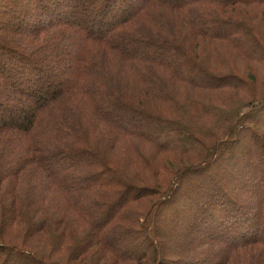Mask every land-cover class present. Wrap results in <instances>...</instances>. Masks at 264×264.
<instances>
[{
	"label": "trees",
	"instance_id": "1",
	"mask_svg": "<svg viewBox=\"0 0 264 264\" xmlns=\"http://www.w3.org/2000/svg\"><path fill=\"white\" fill-rule=\"evenodd\" d=\"M28 2L30 44L0 18V264H264V74L221 62L264 66V0Z\"/></svg>",
	"mask_w": 264,
	"mask_h": 264
},
{
	"label": "rangeland",
	"instance_id": "2",
	"mask_svg": "<svg viewBox=\"0 0 264 264\" xmlns=\"http://www.w3.org/2000/svg\"><path fill=\"white\" fill-rule=\"evenodd\" d=\"M0 1H1V3L6 4L7 7L10 8V9H8L5 12L0 14V18H2L3 15H5V18L7 16L10 17V19L8 20L9 23L5 27H8V30H10L9 32H12L13 29H15V31L17 33V35H16L14 33L15 31H13L10 34V36L13 37L14 39H16L18 41L19 45L23 44V43L24 44H30L31 40L27 39L26 37H24L22 35H19V34H22L23 32L28 31L29 28H31V23H33V21L35 19L36 20L39 19V16L34 15L33 13L32 14L29 13V10L27 8V4L29 3L28 0H0ZM1 24H3V23H1ZM251 24H255V22H252ZM79 26L83 31H85V28H84V26H82V24H79ZM223 30H227V29H223ZM4 32H6V31H4ZM257 34H259L258 37L264 41V22H262V21L259 23V28L257 29ZM254 36H252L254 39L257 38L256 35H254ZM222 46H223L222 50L223 51L226 50L230 54V56L228 55L226 57H223L221 59V62L226 61V63H228V65H229V67H232L234 69V71H236L238 74H241L247 78L251 77V75H252V77L254 75H258L253 70H259V71L261 70L262 74H264V66H261L262 65L261 63L250 64V63H248L247 60L243 59L241 56H237L238 55L237 52L232 47L228 46L227 44H222ZM247 48H249L250 51ZM243 50L245 52H247L249 55H251L252 57H256L255 55H257V54L259 55L260 52L263 51L261 49H260L261 51H259V50L257 51L256 45L253 43H250V45L249 44L245 45ZM67 58L65 57V59L63 60V63H65L66 65H69V64H67V63H69L66 60ZM260 77L261 76H258V78H260ZM56 81H57V79H55L54 82L56 83ZM226 81H227L226 78L224 80H221V78L217 80L218 83H222V82H226ZM258 82L261 85H263V82L260 81L259 79H258ZM31 97H34V96H31ZM31 99H32V101H34V100L37 101L36 97L31 98ZM9 101H11V103H12V106H13L12 110L14 112L10 116L13 117L16 114L13 117V119L16 120L17 122H22L24 115H23V112L21 110L24 108V106L22 104H19L18 103L19 101H17L14 98L10 99ZM119 114L124 115V117L132 119V116L128 115L126 111H121ZM260 114L264 115V110ZM121 115H119V116L122 117ZM7 118H8V116L5 114V116H3V120H6ZM261 122H263V121H261ZM138 125H140V129H139L140 131L145 132V134H147L150 137L158 138L159 141H163L164 136L160 135V133H158V132L151 130L149 128V124L147 122L140 121V123ZM256 126H257V123H256ZM259 130L264 131V127H261L258 125L257 131L259 132ZM98 131L100 132L101 130L99 129ZM170 141H173V138L172 139L170 138ZM120 145L121 144H118L115 146V149L117 150L118 154L116 155V158H114V160L118 163L119 166H126L127 168H129V166L123 164L125 162V159H123V157L120 155V151H121L119 149ZM184 155H186V154H184ZM132 157H133V155L130 153L128 158L131 159ZM182 159H183L182 163H187V160L185 159V157H182ZM71 163H72V160L70 158H68V159H65V161H62V163H59V166L60 165L68 166V165H71ZM159 222L161 224V227L164 229L163 231H165L168 235V238H169V241L167 242V248L168 249L181 251L182 248H187V247L191 246L192 243L194 242L195 238L192 235L188 236V235H184V234L180 233L178 225H176L173 228V226L175 225L174 221H171L170 218L168 217V215L166 216L164 214L163 215L161 214V216L159 217ZM128 241L121 242V246H119V245L117 246L118 250L122 251L124 249L130 248L132 243L130 241L129 242Z\"/></svg>",
	"mask_w": 264,
	"mask_h": 264
}]
</instances>
